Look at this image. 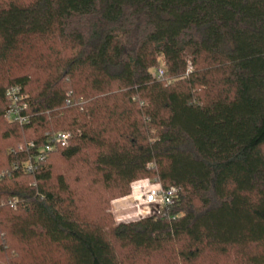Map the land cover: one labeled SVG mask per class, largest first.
Masks as SVG:
<instances>
[{
    "label": "trees",
    "instance_id": "1",
    "mask_svg": "<svg viewBox=\"0 0 264 264\" xmlns=\"http://www.w3.org/2000/svg\"><path fill=\"white\" fill-rule=\"evenodd\" d=\"M142 180L178 199L117 223ZM0 264H264V0H0Z\"/></svg>",
    "mask_w": 264,
    "mask_h": 264
},
{
    "label": "built area",
    "instance_id": "2",
    "mask_svg": "<svg viewBox=\"0 0 264 264\" xmlns=\"http://www.w3.org/2000/svg\"><path fill=\"white\" fill-rule=\"evenodd\" d=\"M164 72L165 70L163 68H159L154 75L158 78H162L164 76ZM5 99L7 102L5 109L6 120L20 126L27 125L29 123V116L25 114L27 104L21 88L18 86L9 88L6 91ZM71 139L72 134L70 132H58L50 136L46 144L43 146H37L34 142L21 145L19 147V151L26 153L28 156L27 161L25 162V172L28 174H34L37 170V166L35 164L39 165L49 156V154L66 147ZM139 194L140 199H142L140 203L136 200L137 195ZM178 196L179 190L175 187L166 189L158 182L142 180L135 182L132 185L131 194L123 200L126 202L122 201L123 203L114 205L113 208L116 209L119 207L118 210L122 212L129 208L136 210V213H134L131 218L128 216L130 218L129 222H134L143 217L159 214L160 211L155 209L173 205L178 199ZM16 203V200L11 199L6 203L4 202L3 205L15 208ZM120 205L123 206L121 207Z\"/></svg>",
    "mask_w": 264,
    "mask_h": 264
},
{
    "label": "rangeland",
    "instance_id": "3",
    "mask_svg": "<svg viewBox=\"0 0 264 264\" xmlns=\"http://www.w3.org/2000/svg\"><path fill=\"white\" fill-rule=\"evenodd\" d=\"M159 68H163L164 70H166L165 65H164V63L162 62V60L160 61V66H159ZM153 73H155V71H153ZM26 143H27V142H26ZM64 168H65V167H64ZM153 184H155V183H153ZM141 193H142V192H141ZM135 197H136V196H135ZM123 200H124V198H122V199H118V200L113 201V202L111 203L112 212H113V214H114V217H115V220L117 221V223H119V221H124V220H125L124 222H129L131 216H133L134 213H136V210H134V209H132V208L126 209V210L123 211V212L118 210L119 207L116 208V209L113 208L114 205H117V204H121V203H123V202H126V201H123ZM136 200H137V202H139V203L142 201V199H140V194L137 195ZM122 201H123V202H122ZM124 204H125V203H124ZM120 206L122 207L123 205H120ZM155 210L160 211V208L155 209ZM118 211H119V212H118ZM128 216H130V218H129Z\"/></svg>",
    "mask_w": 264,
    "mask_h": 264
},
{
    "label": "crops",
    "instance_id": "4",
    "mask_svg": "<svg viewBox=\"0 0 264 264\" xmlns=\"http://www.w3.org/2000/svg\"><path fill=\"white\" fill-rule=\"evenodd\" d=\"M119 212V211H118Z\"/></svg>",
    "mask_w": 264,
    "mask_h": 264
}]
</instances>
